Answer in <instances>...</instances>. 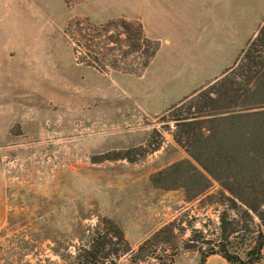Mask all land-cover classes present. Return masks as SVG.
Segmentation results:
<instances>
[{
  "label": "rangeland",
  "instance_id": "obj_1",
  "mask_svg": "<svg viewBox=\"0 0 264 264\" xmlns=\"http://www.w3.org/2000/svg\"><path fill=\"white\" fill-rule=\"evenodd\" d=\"M263 22L264 0H0V264H78L109 220L131 247L116 264L243 253L253 233L224 240L222 216L231 227L247 221L228 209L219 180L196 170V158L213 162L231 121L200 115L217 136L178 143L176 115ZM137 23L159 43L148 66L157 42ZM253 123L234 131L249 141ZM194 233L203 238L186 249ZM205 264L232 263L215 253Z\"/></svg>",
  "mask_w": 264,
  "mask_h": 264
},
{
  "label": "trees",
  "instance_id": "obj_2",
  "mask_svg": "<svg viewBox=\"0 0 264 264\" xmlns=\"http://www.w3.org/2000/svg\"><path fill=\"white\" fill-rule=\"evenodd\" d=\"M116 24H121L128 32L135 27V23L126 20ZM144 28L142 23H137L139 35H143L146 42H157L151 58L145 63V66H148L159 51V43L147 37ZM207 85L182 101L176 115L178 122L175 139L182 143L184 139L195 141L196 135L199 138V135L209 137L215 134L213 129L204 125L206 120L197 118L203 114L215 115L209 122L221 124L228 119L231 121V132H228V138L222 139L213 155V162L206 165L196 158L204 169L202 171L196 167V170L202 179L209 180V174L219 180L224 188L223 194L228 209L236 213L241 212L243 219L247 221L242 226L238 221L231 227L225 212L222 216L223 239L229 240L232 235L237 238L241 232L247 231L253 233V236L245 244L243 253L231 252L226 246L211 248L209 251H202V247L198 249L202 251V264H205L209 255L215 253L221 254L232 264H254L261 261L264 251V22L234 64ZM253 101L257 102L258 110H249L256 107ZM242 106L246 111H240L243 110L240 109ZM194 107L196 110L192 112ZM224 112L228 114L221 115ZM242 118L254 121V130L249 131V141L246 134L234 131ZM251 141H256V144L253 145ZM254 217L259 220L257 230L251 228ZM109 223L111 231H97L90 246L81 249L77 255L78 264H116L122 254L131 250L123 231L112 220H109ZM169 230L170 226L162 228L154 238L157 239ZM202 238L201 234L194 233L184 247L195 249L197 242ZM150 241L151 239L146 240L139 247V252L146 249Z\"/></svg>",
  "mask_w": 264,
  "mask_h": 264
},
{
  "label": "crops",
  "instance_id": "obj_3",
  "mask_svg": "<svg viewBox=\"0 0 264 264\" xmlns=\"http://www.w3.org/2000/svg\"><path fill=\"white\" fill-rule=\"evenodd\" d=\"M144 27H145V31H146V33H147V28H146V25L144 24ZM148 34V33H147ZM158 53V52H157Z\"/></svg>",
  "mask_w": 264,
  "mask_h": 264
}]
</instances>
